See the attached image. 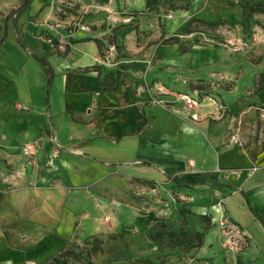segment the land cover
<instances>
[{
  "label": "crops",
  "instance_id": "0c3cea01",
  "mask_svg": "<svg viewBox=\"0 0 264 264\" xmlns=\"http://www.w3.org/2000/svg\"><path fill=\"white\" fill-rule=\"evenodd\" d=\"M23 1L0 0V17L18 26L10 13ZM43 1L53 0H30L37 4L20 23L27 27L22 36L33 44L28 47L34 53L26 55L27 49L16 46L44 84V100L30 98L37 119H29L34 130L25 135L41 138L43 145L30 159L14 153L18 143L12 138L0 141L5 147L0 148V186L9 167L14 176L9 183L12 191L5 194L7 215H0V228L13 222L23 228H52L56 239L66 230L78 238L100 232L140 233L159 218L153 211H143L142 202L123 187L141 179L154 182L158 190L171 187L190 196L213 215L217 228L224 214L231 217L249 240L241 261L264 264V223L259 218L264 219V151L251 156L241 143L236 122L245 96L232 97L234 86L228 90L200 83L214 84L222 76L221 84L235 85V55L224 52L216 62L212 49L199 43H185L182 51L183 45L164 44L163 38L148 43L163 36L160 28L143 36L137 30L141 21H123L128 18L127 1L123 8L116 0L112 3L116 23L102 4L79 0L88 29H78L68 50L62 51L48 37L58 40L66 23L57 18V0L42 10ZM15 35H20L18 29ZM8 38L6 29L4 39ZM111 44L116 54L107 63L105 53ZM35 55L44 56L53 68L49 91ZM23 70L19 81L27 88ZM118 75L123 84L117 90L97 89V81ZM79 79L92 90L82 91ZM197 85L206 88L193 90ZM179 93L198 96V107L185 109ZM33 235L37 245L47 238L39 231Z\"/></svg>",
  "mask_w": 264,
  "mask_h": 264
},
{
  "label": "rangeland",
  "instance_id": "374dc122",
  "mask_svg": "<svg viewBox=\"0 0 264 264\" xmlns=\"http://www.w3.org/2000/svg\"><path fill=\"white\" fill-rule=\"evenodd\" d=\"M54 1H43L42 10L50 8ZM116 1L123 8L127 1L130 7L127 6L126 11L154 10L160 13L158 27L163 35H169L165 41L183 46L192 42L210 47L212 56H218L216 62L221 60L224 52L232 54L230 57L235 55L234 61L238 67L236 75L232 77L235 85L221 84V80H216L214 84L209 80H200V83L228 90L234 86L230 91L232 97L245 96L246 104L237 111L236 122L241 143L251 156L263 152L264 0ZM36 4L30 2L20 13L18 26L12 19L5 22L0 17V40H5L0 47V141H16L18 145L14 153L30 159L24 154L25 144L36 141L41 149L43 143L39 137L25 138L27 133L32 134L34 130L29 119H37L34 113L36 107L29 102L30 98L42 102L45 88L33 65L25 63L24 53L16 47L23 49L15 31L18 29L25 46L33 45L22 36V30L27 27L23 29L20 23ZM140 21L143 25L141 28L147 29L145 18L142 17ZM6 29L8 39H4ZM161 39L154 37L148 43H157ZM161 42L164 43V39ZM26 49V55L34 53L29 47ZM20 70L26 76L27 88L20 85ZM260 88L263 90L260 91ZM216 98L220 100V97ZM5 136L12 138V141L5 139ZM0 148L5 147L0 144ZM10 168L9 172H3L4 182L0 186V215L3 216L7 215V208L3 204L5 194L13 189L12 184H9L14 177ZM137 183L130 180L123 187L133 199L142 202L143 211H153L158 215L159 218L148 229L130 236L119 232H100L82 238H78L77 233L71 236V231L66 230L68 233L56 239L52 228H23L22 223L13 222L10 226L0 228V264H56L54 258L62 257L60 252L64 248L73 252L74 256L61 264H235V258L239 262L243 249L236 246L234 253L231 251L227 254L221 230L217 228L213 215L203 209L202 205L180 190L164 186L161 190L155 187L150 191V186L144 188L141 183ZM38 231L47 237L40 245L32 243L33 233L36 235ZM199 233L204 235L203 247L187 250L190 241H197ZM173 243L180 244L172 246Z\"/></svg>",
  "mask_w": 264,
  "mask_h": 264
},
{
  "label": "trees",
  "instance_id": "16d2710c",
  "mask_svg": "<svg viewBox=\"0 0 264 264\" xmlns=\"http://www.w3.org/2000/svg\"><path fill=\"white\" fill-rule=\"evenodd\" d=\"M107 1L108 0H103V1L98 2V3L104 4ZM29 3H30V0H24L23 3L17 9H14L10 13L11 16H14L15 21L19 17L20 13L26 9V7L28 6ZM80 6H81V4H80L79 0H62V3L56 2L55 3V9H56V15H57L58 20L60 22H64V23H70V21L72 23L80 21L82 24H84L83 15H81L79 13ZM127 16H128V18H131L130 22H133V21L134 22L135 21L139 22L140 18L142 16H145L148 21L157 20L159 22L161 20L160 19L161 18V14L158 13L157 11H154V10H146V11H140V12L139 11H129V12H127ZM137 30H138V32L140 31L139 33H142L143 36L151 32V30L141 31V30H139V28H137ZM140 37H142V36H140ZM161 38L164 39V44H169L170 43L169 41H165V40H168V38H164V35ZM17 39H18V42L22 45V47L24 49H26L27 46H25L23 44L22 38H21L20 35L17 36ZM48 39L53 44H55L56 46L58 45V40L57 39H54L53 37H48ZM2 40H0V44H1ZM97 42L101 46V43L99 41H97ZM68 47L69 46H67L66 50H68ZM34 57L40 62V64L42 65V67L44 69V72H45V74L47 76V91H49L50 85H51L52 80H53V75H54L53 68L51 67V65L49 64V62L47 61V59L44 56L35 55ZM70 83H71V79H70L69 84H68V89L70 87ZM79 83H80L82 91L92 90L91 88L86 87L83 84V80L82 79H79ZM122 84L123 83L120 81V76L119 75L117 77H115V78L106 77L104 82L97 81V89H103L104 91H115ZM259 90L262 91L263 89L260 88ZM206 94H210V92L206 91ZM137 182H139L141 184H144V185H147V186H150L151 188L155 187V183L151 182V181L137 179ZM259 218L264 223V219L261 218L260 216H259ZM246 239H247V245H248L249 240H248L247 237H246ZM179 244L180 243H173L172 246H178ZM203 245H204V235L199 233V234H197V241L196 242L190 241V243H189V245L187 247V250H190V249H193V248H201V247H203ZM228 253H229V251H227V254ZM60 255L62 257H55L54 258V262L56 264H61L65 259L67 260L68 258H72L74 256L73 252H70V250L67 249V248H64L60 252ZM240 258H241V254H240ZM234 261H235V264H239V262L240 263L242 262L241 259L238 262L237 258H235ZM242 264H245V263L242 262Z\"/></svg>",
  "mask_w": 264,
  "mask_h": 264
},
{
  "label": "built area",
  "instance_id": "2783aa9c",
  "mask_svg": "<svg viewBox=\"0 0 264 264\" xmlns=\"http://www.w3.org/2000/svg\"><path fill=\"white\" fill-rule=\"evenodd\" d=\"M113 1L114 0H108L106 3L100 5V8L108 14V17L111 19V21L116 23L118 22V17H117L118 13L112 7ZM56 2L62 3V0H57ZM142 17L145 18L148 28L147 29L140 28L141 30L148 31V30H152L151 28L159 26L157 20L148 21L145 16ZM123 21L130 22L131 18H127ZM80 28L88 29V26L82 24L80 21L73 23L72 22L66 23V25L64 26V34L61 35V37L58 39V45H57L58 49L65 51L67 49V46L71 44L73 35ZM115 54H116V46L114 44L109 45L105 53V61L107 63H111ZM219 78L220 80L223 79L222 76H220ZM177 99L183 101L185 109H189V110L196 109L200 103L199 97L191 95L190 93H179L177 95ZM154 101L157 104H160L166 108H170V105L163 100L154 99ZM193 116L196 117L195 115ZM39 150H40V145L36 141H30L26 143L23 148L24 154H26L31 158L35 157L38 154ZM256 169L257 167H253V170ZM218 227L224 236L223 247L225 250L229 252L233 251L234 253L235 251L234 247L239 246L240 249H243L245 246H247V239L244 232L242 231L241 227L231 219V217L224 214L218 222Z\"/></svg>",
  "mask_w": 264,
  "mask_h": 264
},
{
  "label": "water",
  "instance_id": "95a60500",
  "mask_svg": "<svg viewBox=\"0 0 264 264\" xmlns=\"http://www.w3.org/2000/svg\"><path fill=\"white\" fill-rule=\"evenodd\" d=\"M181 49H182V50H185L186 47H185V46H181ZM202 88H206V86H204V85H197V86H195V87L193 88V90H198V89H202Z\"/></svg>",
  "mask_w": 264,
  "mask_h": 264
}]
</instances>
